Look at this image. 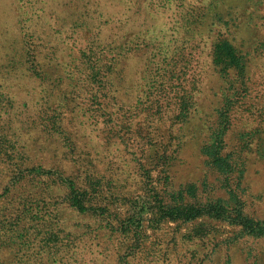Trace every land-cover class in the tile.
I'll list each match as a JSON object with an SVG mask.
<instances>
[{
    "label": "rangeland",
    "instance_id": "rangeland-1",
    "mask_svg": "<svg viewBox=\"0 0 264 264\" xmlns=\"http://www.w3.org/2000/svg\"><path fill=\"white\" fill-rule=\"evenodd\" d=\"M264 0H0V264H264Z\"/></svg>",
    "mask_w": 264,
    "mask_h": 264
},
{
    "label": "trees",
    "instance_id": "trees-1",
    "mask_svg": "<svg viewBox=\"0 0 264 264\" xmlns=\"http://www.w3.org/2000/svg\"><path fill=\"white\" fill-rule=\"evenodd\" d=\"M239 215L240 219L242 218V221H239L238 224L246 228L248 234L257 237L264 236V223H256L255 221L247 218V216H243L241 213Z\"/></svg>",
    "mask_w": 264,
    "mask_h": 264
}]
</instances>
